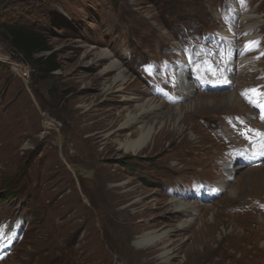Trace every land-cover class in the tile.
I'll return each mask as SVG.
<instances>
[{"label":"rangeland","instance_id":"rangeland-1","mask_svg":"<svg viewBox=\"0 0 264 264\" xmlns=\"http://www.w3.org/2000/svg\"><path fill=\"white\" fill-rule=\"evenodd\" d=\"M8 23L41 30L59 68L16 52ZM104 50L120 70L105 71ZM199 94L217 102L195 110ZM149 97L161 104L143 121L155 132L129 153L120 139L142 123H121ZM257 104L264 0H0V264H100L107 250L114 264H264ZM163 231L168 262L160 243H137Z\"/></svg>","mask_w":264,"mask_h":264},{"label":"bare ground","instance_id":"bare-ground-1","mask_svg":"<svg viewBox=\"0 0 264 264\" xmlns=\"http://www.w3.org/2000/svg\"><path fill=\"white\" fill-rule=\"evenodd\" d=\"M256 20H258L257 17L251 15V16L242 18L241 23H246L245 27L247 28V30H249L250 28H252V26H254L256 22H258ZM252 41L254 42L253 38L246 39L247 44H249ZM101 58H107L109 61V65L106 66L105 71H113V70L116 71V70H120V68L122 67L121 62L117 60L113 54L108 52V50H104L98 53L97 59H101ZM234 60L235 59L232 57V61ZM232 64L233 63H231V65ZM126 81H127V76L126 74H124V72H119L118 75L114 79L115 83H119L118 86L120 88L124 85ZM183 85H184L183 89L185 93H190L194 89V86L192 85L190 81H188L187 83ZM226 96H227L226 98L224 97V101H226L228 105H234L235 103L240 101V95L236 94L235 92L229 93V95H226ZM126 97H129V96L128 95L124 96V98ZM192 102L195 107L194 109L197 110V109L203 108V106L206 103H210V104L216 103L217 100L215 99V97H213V95L210 96L209 94L208 95L199 94ZM160 106L161 104L159 103V101H156L153 98L149 97V98L143 99L141 103L137 104L135 113L128 112V114L124 118V121L121 123L122 127L131 128L134 123H142V125L139 126L138 130L136 131H133V132L128 131L127 134L129 137H127L126 140L123 141L120 139V146L123 149H125L129 153H134V154H138L144 149V147L149 142L150 137L155 131H154L153 125L148 126L147 124H144L143 121L148 116V114L153 113L154 111L159 109ZM177 110H181V109L177 108ZM180 114H182V112ZM137 135L138 137L135 138ZM231 137L235 139L232 134H231ZM238 166H241V165H236V168ZM253 176L254 175H251V177ZM240 181L241 180L239 179V182ZM217 185L222 186V187H228L229 183L225 179H222L219 182H217ZM230 191H233V190L231 189ZM233 193H235V191H233ZM170 202L175 207V210L179 212L187 213L189 210H191V208H193V204L191 202H187L186 200H183L180 197H172L170 199ZM192 221H193L192 217L190 219L181 221L179 223V227L186 228L189 225H191ZM209 229L210 228L208 227L207 230ZM165 238H169V231H163L160 233H155V232L146 233L141 236V239H139L137 243L138 245H148V244L154 245V243L156 242L160 243L161 250H162V252L160 253L162 256L160 258H163V261L168 262V261H171L172 259L173 251L171 250V248H169L171 246L170 242L169 241L164 242ZM211 238L212 237H210V240H212Z\"/></svg>","mask_w":264,"mask_h":264},{"label":"trees","instance_id":"trees-1","mask_svg":"<svg viewBox=\"0 0 264 264\" xmlns=\"http://www.w3.org/2000/svg\"><path fill=\"white\" fill-rule=\"evenodd\" d=\"M3 28L7 33L12 48L23 55L27 61L34 59L35 64L46 66L45 70L48 72L59 68V64L55 61L53 55H43L51 48L48 38L41 30L16 23L4 24Z\"/></svg>","mask_w":264,"mask_h":264},{"label":"flooded vegetation","instance_id":"flooded-vegetation-1","mask_svg":"<svg viewBox=\"0 0 264 264\" xmlns=\"http://www.w3.org/2000/svg\"><path fill=\"white\" fill-rule=\"evenodd\" d=\"M121 238H124V237H118V236L115 237L116 241L119 240V239H121ZM112 249H114V248H112ZM109 251H112V253H115L114 250L109 249ZM106 253H107V258H103L101 260V263L100 264H114L115 263V260L113 261V256L112 257L108 256V254L110 255V252H108V250H107Z\"/></svg>","mask_w":264,"mask_h":264},{"label":"snow or ice","instance_id":"snow-or-ice-1","mask_svg":"<svg viewBox=\"0 0 264 264\" xmlns=\"http://www.w3.org/2000/svg\"><path fill=\"white\" fill-rule=\"evenodd\" d=\"M250 44H251V45H255L256 42H250ZM250 50H251V48H250ZM251 91L253 92V94H257V95L260 94V93L258 92V90H256V89H253V90H251ZM257 106H258V107H261V108H264V105L257 104ZM257 135H262V134L257 133Z\"/></svg>","mask_w":264,"mask_h":264}]
</instances>
